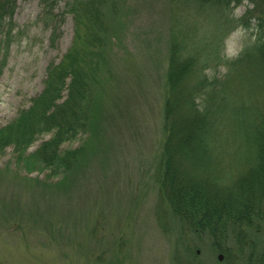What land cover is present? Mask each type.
<instances>
[{"label":"rangeland","instance_id":"obj_1","mask_svg":"<svg viewBox=\"0 0 264 264\" xmlns=\"http://www.w3.org/2000/svg\"><path fill=\"white\" fill-rule=\"evenodd\" d=\"M66 1L56 0L54 14ZM171 2L110 0L100 21L83 15L75 29L73 12L51 23L40 14V0H16L15 34L0 74V127L30 105L47 66L71 48L90 107L85 132L63 144L81 148L62 179L22 165L50 133L38 135L24 154L13 144L2 148L0 264H264V223L249 227L242 241L232 233L221 240L225 250H217L220 242L182 225L160 183ZM246 3L236 6L235 17ZM250 37L245 28L230 30L221 55L234 58ZM225 68L205 73L222 75ZM61 94L58 103L67 90Z\"/></svg>","mask_w":264,"mask_h":264},{"label":"trees","instance_id":"obj_2","mask_svg":"<svg viewBox=\"0 0 264 264\" xmlns=\"http://www.w3.org/2000/svg\"><path fill=\"white\" fill-rule=\"evenodd\" d=\"M171 1L168 117L157 171L182 225L196 237L220 242L216 249L224 251L221 240L234 233L242 241L249 227L264 223V0ZM244 1L243 14L235 17ZM15 2L0 0V74L15 34ZM40 2V14L51 23L73 12L77 29L83 15L100 21L110 0H67L55 14L56 0ZM237 27L250 31L251 39L234 58H224L223 41ZM73 50L47 66L40 93L0 127V152L13 144L19 155L38 135L50 133L21 158L26 170L45 171L48 178L62 179L72 168L81 146L63 144L83 134L89 120L90 94L74 72L79 60ZM219 64L226 67L222 75L205 73Z\"/></svg>","mask_w":264,"mask_h":264},{"label":"water","instance_id":"obj_3","mask_svg":"<svg viewBox=\"0 0 264 264\" xmlns=\"http://www.w3.org/2000/svg\"><path fill=\"white\" fill-rule=\"evenodd\" d=\"M219 258H221V256H219Z\"/></svg>","mask_w":264,"mask_h":264}]
</instances>
